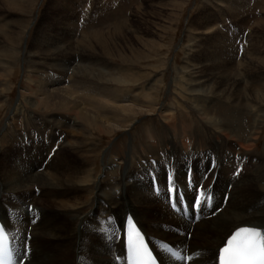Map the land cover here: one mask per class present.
Masks as SVG:
<instances>
[{"label": "bare ground", "instance_id": "obj_1", "mask_svg": "<svg viewBox=\"0 0 264 264\" xmlns=\"http://www.w3.org/2000/svg\"><path fill=\"white\" fill-rule=\"evenodd\" d=\"M5 35L11 37L12 32ZM65 44L54 40L56 48L46 46L38 56L70 65L75 57L69 60ZM27 56L34 64L33 53ZM89 66L75 67L76 73L70 74V78L93 75ZM205 81L198 78L194 85ZM61 84L44 83L43 90L38 91L41 97L35 102L45 111L68 112L71 117L50 116L44 122L29 123L38 128L35 138L39 139H35L30 136L34 135L31 129L29 134H18L21 125L14 122V109L11 121L1 131L0 222L11 241L15 264H126L127 216L138 223L161 264H219V249L239 227H259L264 236V160L260 161L262 169H255L257 157L253 153L245 155L257 147L259 122L253 134L243 138L239 127L215 121L216 118L204 120L209 129L204 133L211 135L212 131V137L199 132L195 136L186 130L180 134L174 129L170 137L164 132L159 138L147 131V141L137 153L129 147L127 158L108 160L99 178H91L94 168L80 161L78 143L88 142L92 133L102 137L106 131L128 128L135 113L129 112L141 104L125 87L112 93L108 88L88 92L73 83ZM240 98L234 100L241 109ZM259 110H255L256 118ZM170 111L163 113L166 122L175 118ZM197 113L200 117L204 114L199 110ZM74 127L81 129V136L79 132L71 135L69 130ZM12 131L14 134H9ZM26 138L28 142L33 140V144L43 142L45 152H35L33 156L28 152L20 154L15 146L24 151ZM123 162L119 183L114 184L118 178L112 181L110 173ZM153 175L158 182L153 186L154 193ZM113 185L121 195L114 196ZM92 202L93 209L84 213L83 208ZM171 204L179 212L171 210ZM193 205L197 207L194 209ZM186 233H191L192 239L187 240ZM164 245L173 247L180 258L171 257Z\"/></svg>", "mask_w": 264, "mask_h": 264}, {"label": "rangeland", "instance_id": "obj_2", "mask_svg": "<svg viewBox=\"0 0 264 264\" xmlns=\"http://www.w3.org/2000/svg\"><path fill=\"white\" fill-rule=\"evenodd\" d=\"M11 32V37L5 35ZM57 39L68 46L64 49L69 60L75 57L70 65L38 56L46 46L56 48ZM31 52L34 64L27 56ZM0 61V135L14 109V122L21 125L18 134H29L31 129L33 138L37 137L38 128L29 123H41L50 116L71 117L68 112L45 111L35 102L41 97L38 91L43 90L44 83L51 81L65 86L73 83L88 92L108 88L112 93L125 87L140 102L141 105L127 111L135 112L128 128L106 131L102 137L87 132L90 140L78 143L80 161L94 168L91 178H99L108 160L127 158L132 147V152L137 153L147 141V131L159 138L164 132L170 137L174 129L180 134L186 130L203 136L205 129L209 130L204 120L210 118L239 127L242 138L252 135L259 122L257 147L245 155L253 153L257 157L254 168L262 169L259 166L264 160V0H0ZM88 65L94 70L93 75L97 74L95 77L87 73L85 78H70V74L76 73L75 67ZM198 78L208 83L194 85ZM237 97H241V109L235 104ZM167 109L173 112L174 120H164ZM257 109L261 116L256 118ZM198 110L204 117H200ZM79 127L69 130L73 137L78 132L81 136ZM210 133L204 135L212 137ZM28 140L24 142V151L15 146L20 154L28 152L33 156L35 152H45L43 142L33 144V140ZM124 165L123 162L110 173L112 181L118 178L114 184ZM155 185L158 182L153 175L152 191ZM114 186V196L121 195ZM170 206L179 212V208ZM93 207L94 202L83 212ZM186 237L192 239L191 233H186Z\"/></svg>", "mask_w": 264, "mask_h": 264}, {"label": "snow or ice", "instance_id": "obj_3", "mask_svg": "<svg viewBox=\"0 0 264 264\" xmlns=\"http://www.w3.org/2000/svg\"><path fill=\"white\" fill-rule=\"evenodd\" d=\"M193 207L195 209L197 205H193ZM241 228L242 227L237 228L228 237L224 246L219 249V264H225V261L230 259L237 260L238 257L234 251L236 248L257 249L259 252L264 253V236H262L261 229L259 227H245L255 232L253 236L249 237L244 232L237 235V231ZM6 240V235L3 230L0 229V243H3ZM128 247L132 258L140 259L149 254L144 245L143 239L138 232L129 237ZM225 249H228V251L226 252ZM260 264H264V261H261Z\"/></svg>", "mask_w": 264, "mask_h": 264}, {"label": "clouds", "instance_id": "obj_4", "mask_svg": "<svg viewBox=\"0 0 264 264\" xmlns=\"http://www.w3.org/2000/svg\"><path fill=\"white\" fill-rule=\"evenodd\" d=\"M241 232H244L249 237L255 234L254 231L245 227L239 229L237 231V235H239ZM225 251L227 252L228 249H225ZM234 251L238 259L226 260L225 264H260L261 261H264V253L259 252L257 249L236 248Z\"/></svg>", "mask_w": 264, "mask_h": 264}]
</instances>
